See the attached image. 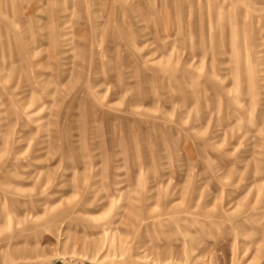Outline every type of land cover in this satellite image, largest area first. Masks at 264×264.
Instances as JSON below:
<instances>
[{"label": "rangeland", "instance_id": "obj_1", "mask_svg": "<svg viewBox=\"0 0 264 264\" xmlns=\"http://www.w3.org/2000/svg\"><path fill=\"white\" fill-rule=\"evenodd\" d=\"M0 264H264V0H0Z\"/></svg>", "mask_w": 264, "mask_h": 264}]
</instances>
